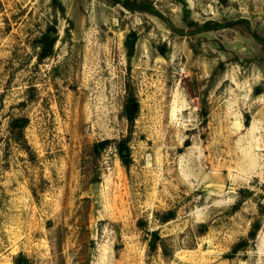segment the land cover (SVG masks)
I'll return each instance as SVG.
<instances>
[{"label":"rangeland","instance_id":"obj_1","mask_svg":"<svg viewBox=\"0 0 264 264\" xmlns=\"http://www.w3.org/2000/svg\"><path fill=\"white\" fill-rule=\"evenodd\" d=\"M136 3L0 0V264H264V0Z\"/></svg>","mask_w":264,"mask_h":264},{"label":"trees","instance_id":"obj_2","mask_svg":"<svg viewBox=\"0 0 264 264\" xmlns=\"http://www.w3.org/2000/svg\"><path fill=\"white\" fill-rule=\"evenodd\" d=\"M117 2H121L126 6L128 7L129 9H142V6L140 5L141 3H136L137 0H116ZM47 38H49V35H47ZM134 42H135V38H134V34L132 35V33L130 35H128V37L126 38V40L124 41V44H125V47L127 49V53H128V56H131L132 53H133V48H134ZM129 111H131V108L129 107ZM128 119L131 121H133V114H129L128 115ZM27 123V119L25 118H22V117H18V118H14L10 121V128L11 130H14V129H18L20 132L22 131L23 127L26 125ZM105 142H102V144H104ZM118 150H119V153L121 155V157H123V154H122V151L124 150L123 149V142H120L118 144ZM167 216H170L171 214L170 213H166ZM259 229V222L258 221H255L249 232H248V235H247V238H244L242 239L240 242H238L235 246H234V250L235 251L238 246H241V245H245V243L248 241V240H253L257 234V231ZM152 235V238L149 240V247L150 249H156V247L159 245V242L161 243L162 239L161 237L156 233V232H152L151 233ZM162 250H163V253L164 255H166L167 253V249L166 247L164 246V244L162 243ZM17 264H23V260L22 259H19V262Z\"/></svg>","mask_w":264,"mask_h":264},{"label":"flooded vegetation","instance_id":"obj_3","mask_svg":"<svg viewBox=\"0 0 264 264\" xmlns=\"http://www.w3.org/2000/svg\"><path fill=\"white\" fill-rule=\"evenodd\" d=\"M48 35H49V36H51V34H50V33H48Z\"/></svg>","mask_w":264,"mask_h":264},{"label":"water","instance_id":"obj_4","mask_svg":"<svg viewBox=\"0 0 264 264\" xmlns=\"http://www.w3.org/2000/svg\"><path fill=\"white\" fill-rule=\"evenodd\" d=\"M51 35H52V33H51Z\"/></svg>","mask_w":264,"mask_h":264}]
</instances>
